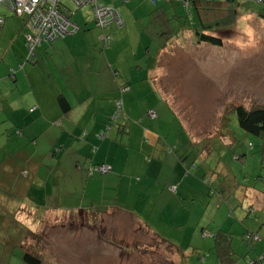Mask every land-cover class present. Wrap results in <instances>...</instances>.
<instances>
[{
	"label": "crops",
	"instance_id": "0c3cea01",
	"mask_svg": "<svg viewBox=\"0 0 264 264\" xmlns=\"http://www.w3.org/2000/svg\"><path fill=\"white\" fill-rule=\"evenodd\" d=\"M101 3L116 9L123 23L106 28L109 47L102 48V31L94 22L92 7L73 9L67 2L74 12L70 20L78 30L50 46L37 47L29 61L23 36L25 20L0 4V40L5 42L0 50V96L14 95L8 119L14 122L18 136L29 139L30 144L24 163L14 166L23 183L14 190L21 203L13 209L4 206V210L10 211L17 229L22 226L32 233L36 245L40 238L33 234L41 231L44 219L53 216L107 213L130 220L126 226L99 224L93 229L89 223L90 231L102 227V231H110L107 242L113 248L105 257L96 256L102 242L99 234L94 235L100 242L98 247L91 255L87 252L84 258H75L74 264H179L194 258L219 264L213 236L209 247L183 252L181 245L174 247L168 242L159 223H152L153 219L159 221L157 216L164 211L176 221L177 215L194 209L198 215L195 230L200 228L204 233L205 225H211L213 235H231L232 264H245L263 254V178L252 182L241 178L238 168L230 166L224 155H218L200 172L195 161L189 160L187 149L191 139L196 145L207 139H196L190 126L184 127L163 112L169 95L162 80L170 57L181 49L167 48L166 39L180 41L185 37L187 46L197 51L208 44L198 41V32L210 35L211 25L231 23L233 15L227 13L230 4L201 7V3L191 1L187 9L182 3L164 0L154 4L149 0ZM183 9L186 19L190 23L195 20L197 27L181 25ZM180 87L177 84L175 89ZM61 100L66 102V110ZM117 100L122 102L123 111L114 123L109 117ZM151 111L155 119L149 117ZM171 139H176V147L169 149ZM181 146L184 149L178 150ZM95 165H107L109 171L89 175L88 169ZM200 173L208 178V187L199 180ZM220 182L226 187L218 185L217 194L210 193ZM245 182L250 186L241 184ZM171 186L174 192L169 190ZM52 200L56 204H51ZM187 203L190 207H185ZM9 220L4 217L2 223ZM246 233L259 235V242L245 240ZM232 236L240 238L239 243ZM61 263L73 264L69 259Z\"/></svg>",
	"mask_w": 264,
	"mask_h": 264
},
{
	"label": "rangeland",
	"instance_id": "374dc122",
	"mask_svg": "<svg viewBox=\"0 0 264 264\" xmlns=\"http://www.w3.org/2000/svg\"><path fill=\"white\" fill-rule=\"evenodd\" d=\"M98 1L101 3V0ZM63 2L66 1L63 0ZM69 6L75 9L72 3H69ZM229 7L233 15L231 23L214 25L207 31L208 34L224 40L222 46L203 44L196 51L187 46L188 41L186 43L185 37H182L180 41L166 39L167 48L181 46V49L176 48L178 51L170 57L165 78L162 80L166 96L169 95L166 98L169 103L163 105L166 110L163 112H168V115L175 117L176 121H181L184 127L190 126L196 139H207V142L204 140L206 143L203 141L202 144L196 145L190 138L191 147L187 149L190 154L189 160L195 161L196 169L201 168L200 172L203 173V168L213 162L218 155H224L230 166L238 168V175L241 178L246 177L252 182L262 177L264 181L263 141L244 132L238 126L235 113L230 111L235 106H242L245 109L264 107V24L256 14L263 11V8L252 0H232ZM185 14L183 9L179 15L181 25L186 28L197 27L195 20L190 23ZM190 17L192 18V15ZM186 22H188L187 25ZM4 44L5 42L0 40V50L4 48ZM185 47L188 49H184ZM185 52L188 55H185ZM177 84L181 87L175 89ZM171 92H173L172 95ZM10 100H14L13 94L8 95L7 98L0 96V213L2 214L0 240L7 242L4 244L0 241V264H26L22 261V255L26 251L40 254L46 264H62L61 261L65 259H69V263L74 264L75 260L79 259L77 257L89 255L87 252L91 255L93 248L98 247L100 242L96 241V236L94 237L98 234L101 236L102 243L96 256L105 257L113 248L107 242L110 231H102L103 227L99 229L100 231L98 229L90 231L89 223L93 229L99 224L118 223L126 226L124 224L130 220L126 222L122 218L118 219L116 215L107 213L88 216L77 213L58 218L53 216L47 218L48 220L44 219L41 231L33 234L41 239L36 245L31 237L32 233L24 231L25 228L22 226L21 229H17L10 211L4 210L5 207L13 209L21 203V199H17L18 195L14 190L23 183L20 176L14 172V166L24 163V155L28 154L26 150L30 147L27 143L29 139H21L13 128L14 122L8 119V115L12 113L7 112L12 106ZM160 105L158 106L161 108ZM170 138H173V135ZM222 138L226 139L222 140ZM175 142L176 139L170 140L169 149L176 147L173 146ZM183 149L184 146H181L178 150ZM202 173L199 180L207 186L208 178H205ZM241 184L250 186V182ZM218 185L226 187L227 184L215 183L210 193L217 194ZM50 203L56 204L55 200ZM185 207H190V203H187ZM202 208L204 212V207ZM167 212L164 211L162 216H157L159 221L153 219L152 223H159V229L174 247L181 245V250L184 252L199 247H209L213 243L211 225H205L204 233L200 228L195 230L194 220L198 216L196 209L192 212L188 210L186 215H177L176 221ZM4 217L11 220L2 223ZM27 225L30 224L27 223ZM53 225L54 228H52ZM10 237L11 241L8 242ZM232 238L239 243L240 238L235 236ZM166 249L170 250L168 247ZM246 257L248 259V255ZM179 264L208 263L202 260L198 262L194 258Z\"/></svg>",
	"mask_w": 264,
	"mask_h": 264
},
{
	"label": "built area",
	"instance_id": "2783aa9c",
	"mask_svg": "<svg viewBox=\"0 0 264 264\" xmlns=\"http://www.w3.org/2000/svg\"><path fill=\"white\" fill-rule=\"evenodd\" d=\"M0 0L2 6L7 7L14 15L23 18L27 26V31L24 33V40L28 50L26 61L34 55V51L41 45H52L55 41L64 38L70 33H75L78 27L70 21L68 15L73 12L68 8L66 3H72L74 8L79 9L83 6H91L93 19L96 26L101 29L100 42L103 47H107L111 43V38L105 33L106 28L110 25L122 26V19L118 12L113 7L106 6L98 2V0ZM151 3H156L159 0H149ZM176 1L182 3L187 9L193 0H164ZM220 2L223 0H210ZM264 9V0H252ZM68 14V15H67ZM0 24L2 20L0 19ZM13 73V71H11ZM127 89H123L126 91ZM122 110L121 101L116 102L115 112L112 120H116L117 115ZM151 119H155L156 115L153 111L149 112ZM104 136V133L101 137ZM95 149H92L94 151ZM106 173L109 171L107 165L93 166L88 169V174L93 172ZM175 191V187L169 188ZM243 238L247 241L257 242L259 237L252 233H246ZM245 264H264V253L258 255L255 259H248Z\"/></svg>",
	"mask_w": 264,
	"mask_h": 264
},
{
	"label": "trees",
	"instance_id": "16d2710c",
	"mask_svg": "<svg viewBox=\"0 0 264 264\" xmlns=\"http://www.w3.org/2000/svg\"><path fill=\"white\" fill-rule=\"evenodd\" d=\"M192 2L194 4L201 3V7H203V6L210 5V4L216 5L218 3L230 4L232 2V0H223V2H221V1L220 2H218V1L213 2L210 0H202V1L193 0ZM227 13H231L230 9L227 10ZM70 16L71 15L69 14L68 17L70 18ZM257 17L264 24V9H263V11L257 12ZM214 25L215 24L211 25L210 27H212ZM210 27H208V28H210ZM198 41L208 43L210 45L217 46V47L222 46V44H223L222 39H220L216 36L204 34L202 32H198ZM107 47H109V46H107ZM107 47L102 46L103 49L107 48ZM123 89H125V88H123ZM126 89L128 90L127 87H126ZM117 101H120V100H117ZM60 102H61V106L63 107V109L66 110V108H67L66 102L64 100H61ZM115 108H116V104L113 108V111H112L110 117H109V120L113 121L114 123L118 120V118L122 114L123 106H122V110L117 115L116 120H112L111 118L113 117V114L115 112ZM230 111H233L235 113L238 126L244 132H246L250 135L256 136L257 138L262 139V141H263L262 152H264V107L262 106V107H253L250 109H245L242 106H235ZM252 234H254V233H252ZM213 238L215 241V251L217 254V258L219 260V264H232V261L230 260V256H231V249H230L231 235L228 233L226 234V233L219 232L216 235H213ZM252 259H255V258L253 257ZM22 261L26 264H46L45 261L41 259V256L39 254L37 255L36 253H34L32 251L31 252H29V251L24 252L22 255Z\"/></svg>",
	"mask_w": 264,
	"mask_h": 264
},
{
	"label": "water",
	"instance_id": "95a60500",
	"mask_svg": "<svg viewBox=\"0 0 264 264\" xmlns=\"http://www.w3.org/2000/svg\"><path fill=\"white\" fill-rule=\"evenodd\" d=\"M219 38V37H218ZM221 39V38H220Z\"/></svg>",
	"mask_w": 264,
	"mask_h": 264
}]
</instances>
